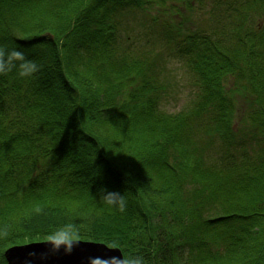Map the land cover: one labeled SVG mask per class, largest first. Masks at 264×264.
<instances>
[{
	"label": "trees",
	"instance_id": "16d2710c",
	"mask_svg": "<svg viewBox=\"0 0 264 264\" xmlns=\"http://www.w3.org/2000/svg\"><path fill=\"white\" fill-rule=\"evenodd\" d=\"M174 1L176 11L180 1L194 7ZM251 1L233 8L222 34L200 41L181 20L168 22V35L191 42L200 100L167 113L144 57L124 53L118 63L116 20L121 6L166 0H0V48L41 66L32 78L0 75V264L7 248L68 223L144 264H264V29L245 26ZM218 97L213 160L196 144L199 130L188 132ZM236 101L250 134L240 146L228 115ZM102 187L123 195V213Z\"/></svg>",
	"mask_w": 264,
	"mask_h": 264
},
{
	"label": "rangeland",
	"instance_id": "374dc122",
	"mask_svg": "<svg viewBox=\"0 0 264 264\" xmlns=\"http://www.w3.org/2000/svg\"><path fill=\"white\" fill-rule=\"evenodd\" d=\"M249 1L251 0H191L194 7L190 10L184 2L180 1L182 6L179 4L178 6L180 9L183 8L181 11H176L178 7L174 0H166L165 5L160 2L142 6L134 4L129 8L121 6L120 10L117 9L116 12V20L119 24L118 63H122L121 56L124 53L139 55L134 58L136 61L141 60L140 56H143L144 68L142 71H151L154 74L152 84L161 86L159 110L167 113L190 112L192 110L190 108H193L200 100V94L197 95L199 86L193 81L196 74L192 67L193 62L197 61V57L194 53L187 54V49H184L191 42L188 43V40L185 39H175L170 33L168 35V31L166 32V28H169L168 22L181 20V32L184 35L191 34L197 41H200L202 34H216L217 30L218 34H222L223 28L225 29L234 17L235 10L233 8L236 7V11H239V6H246ZM259 5L258 0H253L249 5L251 10L241 9L247 14L245 26L248 30H253V26L256 25L263 26L262 29H264V9ZM160 10L163 14L160 13ZM231 31L227 35L233 38ZM228 43L230 44L231 41L225 39L224 44ZM223 83L229 88L233 83V78H227ZM214 101L215 107L212 106L211 113H208L204 119L201 118L204 123L196 124L199 129L195 126L188 132L192 136L200 135L196 141L197 146H203L204 155L206 153L212 156L213 160L218 157L217 146L221 144L218 137L219 130L216 129L215 123L217 118L219 121L223 120L220 109L225 103L219 97L214 98ZM236 103L235 114L228 113V115L231 117V130L236 132L240 146L242 142L247 143L250 140V134L247 129L241 133L242 123H244L241 120L244 116L245 104L242 101H236ZM208 129L209 131H207ZM196 130H199V135ZM225 142L229 143L227 139ZM253 146L256 144L247 146V149H252ZM224 149V151L229 150V145L224 146ZM117 248L124 256L120 247ZM5 261L7 264L6 258Z\"/></svg>",
	"mask_w": 264,
	"mask_h": 264
},
{
	"label": "clouds",
	"instance_id": "9594fccd",
	"mask_svg": "<svg viewBox=\"0 0 264 264\" xmlns=\"http://www.w3.org/2000/svg\"><path fill=\"white\" fill-rule=\"evenodd\" d=\"M19 62V63H17ZM19 69L18 74L22 78H32L41 70V66L34 61L27 60L24 53L13 49L7 51L0 48V75H7L13 70ZM103 201L117 211L123 213L126 210V200L119 192L109 191L107 187L100 189ZM44 241L51 245L53 252H58L61 248L65 254H71L73 248L77 246L84 236L81 234V228L73 223H68L54 232L43 237ZM109 248L116 249V242L108 245ZM90 264H144L142 256L128 257H110L108 259L93 258Z\"/></svg>",
	"mask_w": 264,
	"mask_h": 264
},
{
	"label": "water",
	"instance_id": "95a60500",
	"mask_svg": "<svg viewBox=\"0 0 264 264\" xmlns=\"http://www.w3.org/2000/svg\"><path fill=\"white\" fill-rule=\"evenodd\" d=\"M7 264H90L93 258L121 257V251L109 248L105 243L82 240L71 254L61 248L53 252L45 241L11 246L5 251Z\"/></svg>",
	"mask_w": 264,
	"mask_h": 264
}]
</instances>
